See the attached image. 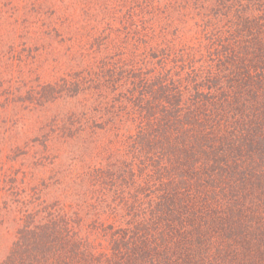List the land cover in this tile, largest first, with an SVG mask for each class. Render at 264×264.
Returning <instances> with one entry per match:
<instances>
[{
  "label": "trees",
  "instance_id": "obj_1",
  "mask_svg": "<svg viewBox=\"0 0 264 264\" xmlns=\"http://www.w3.org/2000/svg\"><path fill=\"white\" fill-rule=\"evenodd\" d=\"M76 2L52 29L81 68L35 98L73 101L42 138L75 164L20 201L0 264H264V0ZM110 6L126 39L91 26Z\"/></svg>",
  "mask_w": 264,
  "mask_h": 264
},
{
  "label": "rangeland",
  "instance_id": "obj_2",
  "mask_svg": "<svg viewBox=\"0 0 264 264\" xmlns=\"http://www.w3.org/2000/svg\"><path fill=\"white\" fill-rule=\"evenodd\" d=\"M42 1L0 0V263L9 252L21 225L23 212L20 201L31 194L35 186L41 189L35 195L37 198L43 199L48 194V200H51L53 193H48L42 183L48 181L59 167L75 164L72 156L67 154L66 143H61L59 150L57 144L52 148L49 144L47 148L42 138L54 126L55 115L72 107L73 101L64 95L54 102L38 104L35 98L43 83L60 79L71 67L81 68L71 63L66 54L69 36L62 42L52 29L61 12H74L72 6L77 7V2L56 0L54 5H50ZM35 2L37 6L33 5ZM162 5L159 3L157 8L149 9L142 20L136 21L138 24L145 22L146 31L151 35L154 30L166 26ZM114 8L110 6L105 12L96 7L97 12L89 13L95 19L91 26L98 24V35L109 31L114 39L120 41V37H128L126 19H111L106 25L96 20L97 13L101 17V12L110 17L120 14ZM47 20H50L49 25ZM52 20L55 22L50 25ZM108 23L113 26L110 28ZM137 38L132 37L135 48ZM144 46L143 43L141 48ZM133 50L132 47L126 53Z\"/></svg>",
  "mask_w": 264,
  "mask_h": 264
}]
</instances>
